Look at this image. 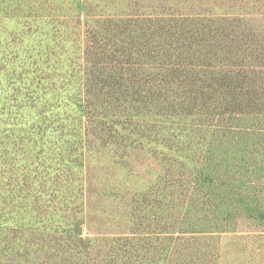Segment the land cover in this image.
Masks as SVG:
<instances>
[{
	"label": "rangeland",
	"instance_id": "rangeland-1",
	"mask_svg": "<svg viewBox=\"0 0 264 264\" xmlns=\"http://www.w3.org/2000/svg\"><path fill=\"white\" fill-rule=\"evenodd\" d=\"M0 23V40L27 52L66 39L49 63L64 70L85 64L80 51L112 53L104 57L123 64L128 86L121 109L133 98L139 111L112 118L129 129L99 156L78 138L67 144L62 120L20 129L0 113V264H264V107L208 120L154 115L164 112L155 102L166 97L156 93L163 79L181 90L198 74L201 91L214 90L220 59L237 94L264 102V0H0ZM7 53L2 44L0 68Z\"/></svg>",
	"mask_w": 264,
	"mask_h": 264
},
{
	"label": "trees",
	"instance_id": "trees-1",
	"mask_svg": "<svg viewBox=\"0 0 264 264\" xmlns=\"http://www.w3.org/2000/svg\"><path fill=\"white\" fill-rule=\"evenodd\" d=\"M81 6L83 8L84 4H81ZM85 15L88 16L87 13ZM3 25L0 23V28H3ZM22 26L24 27V24ZM109 34L110 36L113 35L114 42H118V45L129 47L126 41H121V38L118 41L114 38V35L117 34L115 30L112 29ZM95 39L96 37L90 38L91 41ZM54 41H57L58 44L52 46L51 43ZM65 41L66 39L55 37L52 42L47 41L45 43V47L42 49L44 54L39 52L40 49L36 54L35 49L32 48L28 52L21 50L20 42L16 46L15 41L4 44L6 41L0 40V46L3 44V47L8 49L7 56L3 58H6L10 63V65L4 64L0 68L3 78L8 80L0 84V87H2L0 94L4 93L0 96V113H6L7 121L11 122L13 126L18 124L20 129H26L30 122L29 119L40 120L42 118L50 121L55 118L62 120L70 126L69 130H71L67 144L77 146L75 140L78 138L79 143L84 146L89 155L99 156L102 150L100 146L108 144L111 139L124 142L123 136L125 137L129 128L124 127L125 132L118 127V121H120L118 117H128L132 114L137 116L139 111L134 104L136 100L132 98L128 112L121 109L125 101L120 102V92L122 86L127 87L125 88L126 91L128 86L126 81L119 80L120 77L124 76L121 73V67H124L123 64L111 65V61L106 58L112 57V53L109 55L103 53L106 55L104 57L101 54L97 55L92 49H86L85 54L84 51L79 53V56L80 54L81 56L85 55V59L80 57L83 59L82 61H85L84 65L73 68L71 67L74 64L69 65L65 70L63 69L64 66L59 63L50 65L49 63L55 60L54 58L59 52L60 56L65 53L63 50ZM77 44L81 45L80 48H82L80 41ZM33 53L37 58L31 60ZM20 54L28 61L27 65H23L21 61L18 66L12 63ZM12 55H14L13 58H11ZM220 61L225 64L220 65L217 70H214L216 68L212 66V72L210 73L212 79L219 78L214 83L215 89L211 91H201L199 83L194 81L198 74L193 79L190 74L188 80L181 81V90L171 77L167 76L168 78L163 79L156 86V93L157 98H160L162 94H166V97L155 99V102L161 106L160 108L164 112L154 115L156 117H181L183 114H191L188 116L203 117V119L208 120L215 115L235 114L241 108L248 113L247 108L258 110L260 109L259 106L264 107L262 100L250 99L246 94L236 93L233 86L238 83L231 81L234 74L228 70L227 63L229 64V61H226V59H220ZM55 62H59V60H55ZM78 68L80 70L78 81L74 82V79L70 76H68V79L66 78L67 72L71 73ZM18 70L20 72H17ZM22 70H25L27 76L43 75L41 77L43 80L37 77L21 80L20 73ZM222 75L227 79L220 77ZM26 80H30V82L27 83ZM42 84H45V86ZM73 84L77 86L74 87ZM49 86L55 88L59 95L56 97L47 96V91L50 90L47 88ZM144 87L148 97L152 89L146 85ZM9 91H11V94L8 97L6 95ZM114 116L117 117L118 121L112 119ZM84 119L86 125H82ZM77 133H82L79 137L83 138L80 139L76 136ZM97 143L99 146H94ZM64 169L67 172L66 166Z\"/></svg>",
	"mask_w": 264,
	"mask_h": 264
}]
</instances>
